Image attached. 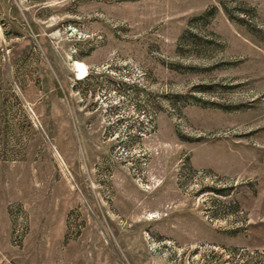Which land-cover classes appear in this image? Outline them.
Returning <instances> with one entry per match:
<instances>
[{"label": "rangeland", "instance_id": "1", "mask_svg": "<svg viewBox=\"0 0 264 264\" xmlns=\"http://www.w3.org/2000/svg\"><path fill=\"white\" fill-rule=\"evenodd\" d=\"M0 264H264V0H0Z\"/></svg>", "mask_w": 264, "mask_h": 264}, {"label": "bare ground", "instance_id": "2", "mask_svg": "<svg viewBox=\"0 0 264 264\" xmlns=\"http://www.w3.org/2000/svg\"><path fill=\"white\" fill-rule=\"evenodd\" d=\"M75 66H76V71H77V78L79 80H83L88 73L87 66L81 62H76Z\"/></svg>", "mask_w": 264, "mask_h": 264}]
</instances>
